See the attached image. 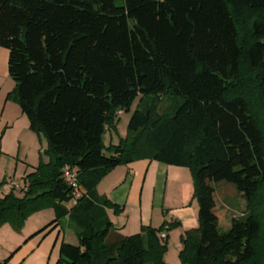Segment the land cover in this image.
I'll return each instance as SVG.
<instances>
[{"label":"trees","instance_id":"trees-1","mask_svg":"<svg viewBox=\"0 0 264 264\" xmlns=\"http://www.w3.org/2000/svg\"><path fill=\"white\" fill-rule=\"evenodd\" d=\"M0 47L48 156L23 195L0 198V227L51 207L35 235L66 217L78 240L61 243L60 263L166 264L165 225L116 235L106 210L119 207L96 191L115 166L146 160L191 174L198 226L180 238L181 264H264V0H0ZM136 99L126 137L106 146ZM163 100L173 106L161 111ZM65 166L81 193L72 205ZM221 182L246 202L226 231Z\"/></svg>","mask_w":264,"mask_h":264},{"label":"rangeland","instance_id":"rangeland-1","mask_svg":"<svg viewBox=\"0 0 264 264\" xmlns=\"http://www.w3.org/2000/svg\"><path fill=\"white\" fill-rule=\"evenodd\" d=\"M7 56V49L0 47V196L4 192L21 196L24 174L28 173L32 166L37 167L40 163L48 161L47 141L42 133L37 134L29 130L27 118L22 115L11 95L14 83L8 75ZM137 104L138 99L132 103L128 112L122 113L116 128L105 132L103 141L106 146L116 144L119 139L126 137L127 123ZM172 106L171 100H163L160 110L164 111ZM159 166L162 165L153 163L144 178L131 186L130 179L124 181L125 165H117L101 179L96 191L101 196L106 195L113 202L119 201L115 202L119 203V210L116 212L109 208L106 214L115 226L114 231L122 236L140 232L142 226L160 228L165 225L168 239L162 240L167 245L163 261L166 264H181L180 238L185 231L181 230L180 223L171 228L168 226L178 222L180 208L186 212L194 211L198 218V203L193 185H183L180 181L166 183V175ZM12 181L17 187L11 185ZM215 188V213L219 218V229L226 231L233 217H241L246 213V202L226 183H218ZM72 204L71 201L69 205ZM51 210V207H47L35 212L17 230L7 223L3 224L0 227V257L9 256L16 250L11 257L12 261L18 260L22 263V259L26 257V264H37L38 252L32 250V247L39 237H36V234L28 238L30 224L33 218L44 216ZM4 251H8L7 254ZM51 264H64L59 262L58 247L51 253Z\"/></svg>","mask_w":264,"mask_h":264},{"label":"crops","instance_id":"crops-1","mask_svg":"<svg viewBox=\"0 0 264 264\" xmlns=\"http://www.w3.org/2000/svg\"><path fill=\"white\" fill-rule=\"evenodd\" d=\"M7 59H8V56H7ZM153 163H158V162H148L146 160H141V161H136L131 164H128L127 166H125L124 181H128L127 179H130L129 184L131 186L134 183L135 184L139 183V180L144 178L145 174L148 173ZM158 164L162 165L159 167H161L162 171L166 175V183L168 181H170L171 183H176L177 181H180L181 184L183 185H192L191 174L187 168L169 166V165H165L162 163H158ZM31 168L32 169L28 173H25L24 176L31 173L36 168V166H32ZM5 194L7 193L6 192L2 193L0 198ZM115 202H119V201H115ZM115 202L113 203L117 204ZM178 213H179V216H178L177 221L181 225V230L187 231V230L196 228L198 226V218H197V215L194 214V211L186 212L182 208H180ZM54 218H55V213L53 210L49 211L44 216H38L37 218H33L34 220H32L30 224L28 238H30L31 236H34L37 231H39L44 226H46L48 223H50L52 220H54ZM114 233L116 235H120L119 233H117V231H114ZM39 234L41 235V238ZM39 234L36 235V237H39V239L37 238L35 245L32 247V250H35V252L36 251L38 252V256L36 257L37 264H51V253L55 247L56 248L58 247V259H59V248L62 242L68 243L71 245L78 244L77 237L75 233L73 232V229H71L68 226L66 217L61 219L57 224L48 228L46 231L39 233ZM133 234H136V233H133ZM133 234H130V235H133ZM166 235L167 237L164 241L168 239V234L166 233ZM15 251H13L9 256L4 255L5 257H0V262L10 257L6 264H26L25 263L26 257L22 259V263L21 262L19 263L18 260L17 261L11 260V257ZM5 252L7 254L8 251H4V253ZM28 264H32V263H28Z\"/></svg>","mask_w":264,"mask_h":264},{"label":"built area","instance_id":"built-area-1","mask_svg":"<svg viewBox=\"0 0 264 264\" xmlns=\"http://www.w3.org/2000/svg\"><path fill=\"white\" fill-rule=\"evenodd\" d=\"M62 178L63 181L72 189L74 194V200L72 202L75 203V199L81 196L78 186L77 172L75 169L65 166L62 170ZM11 185L13 187H17L14 181H12ZM159 237L161 240H165L167 235L165 232H162Z\"/></svg>","mask_w":264,"mask_h":264}]
</instances>
